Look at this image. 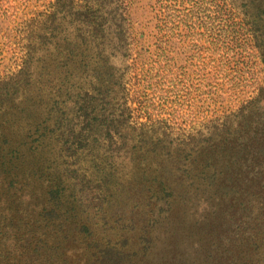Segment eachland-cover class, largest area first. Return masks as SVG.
Instances as JSON below:
<instances>
[{
    "label": "rangeland",
    "instance_id": "rangeland-1",
    "mask_svg": "<svg viewBox=\"0 0 264 264\" xmlns=\"http://www.w3.org/2000/svg\"><path fill=\"white\" fill-rule=\"evenodd\" d=\"M225 1L231 56L171 0L198 72L161 0H0V264H264V0Z\"/></svg>",
    "mask_w": 264,
    "mask_h": 264
},
{
    "label": "trees",
    "instance_id": "trees-1",
    "mask_svg": "<svg viewBox=\"0 0 264 264\" xmlns=\"http://www.w3.org/2000/svg\"><path fill=\"white\" fill-rule=\"evenodd\" d=\"M242 6L245 7L247 4L244 3ZM177 7L180 6H177L171 2V0H161L160 4H158V10L156 9L158 19L157 28L159 32L157 48L160 52L158 55L166 53L168 50L172 49L170 37L175 33L182 34V32H185L186 34H190V36L192 35L190 39L181 40L179 43H181L182 47L190 45L194 49V53L187 56V58L193 62V68H198L199 72L201 69L205 68L203 66L205 61H201L200 58L202 41L199 39L201 29L197 22V8H195V6H192L191 8L182 6L178 9ZM247 11L248 10L242 12V15L240 16L238 12H236L234 6L228 4L225 0H219L216 10V20L217 30L219 31L220 37L214 44V46L218 44V51L222 50L227 53V56H231V54H234V49L238 47L241 41H248V33L246 34L243 32L244 26H248ZM255 21L256 19H253V22ZM240 46L243 47V44H240ZM160 68L161 67L158 65V69ZM172 85L174 89L177 88L176 81L171 84V86Z\"/></svg>",
    "mask_w": 264,
    "mask_h": 264
}]
</instances>
